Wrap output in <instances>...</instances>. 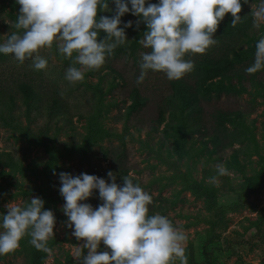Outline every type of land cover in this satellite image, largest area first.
Listing matches in <instances>:
<instances>
[{
    "label": "rangeland",
    "instance_id": "rangeland-1",
    "mask_svg": "<svg viewBox=\"0 0 264 264\" xmlns=\"http://www.w3.org/2000/svg\"><path fill=\"white\" fill-rule=\"evenodd\" d=\"M254 2L260 0L243 5L242 20L235 27L231 26V13L226 14L215 33L217 45L187 58L195 64L205 58H233L234 50L256 46L264 37V24L259 29L252 26ZM19 7L16 0H0V43L14 30L9 23L15 22ZM229 26L231 31L227 32ZM41 54L49 59V65L37 71L30 60L21 64L11 54L0 53V213L6 214L5 205L14 200L22 204L33 196L41 198L39 193L52 191L51 184L58 188L55 195H61V172L73 176L87 173L111 183L107 173L112 171L117 182L121 166L118 155L126 150L128 166L141 170L137 176L153 195L155 206H160L158 212L186 232V256L193 246V264H264V188L259 193L247 189L264 169V91L236 85L228 87L220 99L208 100L209 109L230 107L246 112V120L238 124L237 153L219 150L197 130L211 127L209 117L200 120L195 113L180 110L172 122L165 115L160 127L152 130L134 124L138 115L126 116L135 87L149 97L168 90V79L162 72H148L143 82L137 83L141 72L136 75L126 57H110L98 71H87L82 82L71 84L65 79L71 61L55 46ZM254 57L255 53L251 63ZM107 64L122 71L126 80L115 78ZM21 82L30 83L39 93L32 108L19 99ZM10 95L18 98L17 107H10ZM54 100L59 102L56 107L52 106ZM154 105L144 107V112H153ZM90 132L94 139L87 143ZM57 155L67 157L58 161L51 173L45 171L49 159ZM218 163L228 174L218 176L213 183L210 178L217 176ZM194 184L214 191L222 214L217 237L211 242L210 223L215 222V215L205 197L191 188ZM64 203L63 199L45 207L56 216L55 237L48 242L53 251L45 253V264H78L75 255L82 242L66 227ZM82 203L98 207L89 199ZM30 248L25 237L18 249L0 256V264H30ZM99 250L107 249L101 244ZM175 264H180L179 260Z\"/></svg>",
    "mask_w": 264,
    "mask_h": 264
},
{
    "label": "clouds",
    "instance_id": "clouds-1",
    "mask_svg": "<svg viewBox=\"0 0 264 264\" xmlns=\"http://www.w3.org/2000/svg\"><path fill=\"white\" fill-rule=\"evenodd\" d=\"M113 16L98 15L110 11L108 0H16L20 6L12 30L0 43V53L11 54L23 64L30 60L34 70H46L49 59L42 50L52 49L71 61L65 79L82 82L87 71H98L118 47L128 41L125 29L133 22L123 23L126 13L139 17L147 26L139 43L147 49L142 53V83L149 71L162 72L169 80H180L195 69L190 54H204L218 44L215 33L226 14L231 13V26L241 22L242 7L250 0H113ZM129 3L131 7H129ZM253 28L264 24V0L251 4ZM102 33L106 35H101ZM264 70V37L256 44L254 62L245 71L255 74ZM62 94V93H61ZM217 176L227 169L216 165ZM55 174V172H54ZM111 180L82 173L73 176L59 173V192L65 203L66 227L82 243L76 251L78 264H188L186 232L159 212L151 213L153 195L134 182L131 175L123 176V185L116 182V174L107 173ZM99 191L102 203L93 207L82 203ZM7 213H0V256L14 252L21 241L38 251L51 254L48 246L55 237L56 216L45 209V201L31 197L29 202L15 200L5 205ZM101 244L107 250L100 251ZM87 249V254L84 250Z\"/></svg>",
    "mask_w": 264,
    "mask_h": 264
},
{
    "label": "trees",
    "instance_id": "trees-1",
    "mask_svg": "<svg viewBox=\"0 0 264 264\" xmlns=\"http://www.w3.org/2000/svg\"><path fill=\"white\" fill-rule=\"evenodd\" d=\"M148 3H159V0H147ZM110 11L99 12L98 15L111 17L115 13V3L113 0H108ZM129 7H131L129 3ZM139 17L132 15L131 13H126L122 17L123 23L128 21L133 22V27L125 29L128 41L124 46L118 47L114 55V59L120 57H126L127 61L131 62V68L134 70L136 75L141 72L140 63L142 53L148 51L143 48L139 43V40L143 38V33L147 31V26L144 23H140L139 28L136 26V21ZM226 31H231V26L226 28ZM224 34V33H223ZM106 35L104 33L101 34ZM256 46H253L247 50L242 48L233 51V58L230 56H221L218 58H205L198 61L195 64V69L191 73L185 75L180 80H169L168 79V90L161 94H155L152 97L146 96L141 92L140 88L135 87L132 91L131 101L132 103L128 106L126 116L131 117L138 115L137 120L134 124L139 126L140 129L151 128L152 130H157L162 124L165 115L168 116L170 122L177 117L178 111L187 110L189 112L195 113L196 116L201 120L203 118H208L211 122L210 128H204L201 130L197 128L198 131L205 133L208 140L219 150H235L237 153L240 150L234 148L235 143H238L239 128L238 124L243 122L247 118V114L244 110L230 107H212L208 108V100L212 97L220 99L225 93L228 87L240 85L243 88L253 87L264 91V70L257 72L255 74H247L245 69L250 66L251 58L255 53ZM246 62L249 64H246ZM250 62V63H249ZM106 69L112 71L115 78H121L126 80L125 75L119 69L108 65ZM150 73H160L151 72ZM164 74V73H163ZM165 75V74H164ZM166 76V75H165ZM18 91L20 93V101L23 105L29 108L35 106L39 100V93L37 89L28 82H21L18 85ZM10 107H17L18 98L14 95H10L9 98ZM152 103L154 106V111L151 113L144 112V107ZM52 106H58L59 102L54 100ZM130 123V122H127ZM203 125V124H199ZM197 127H199L197 125ZM94 139V133L90 132L87 143ZM84 150V149H82ZM86 153V150H84ZM119 153V151H118ZM72 151L69 152V155ZM65 156V157H67ZM64 156L57 155L49 159L45 171L51 173L52 167ZM128 155L126 150L118 155V161L121 162V166L118 167L120 176L117 183L123 185V176L131 175L134 182H139L144 187V181L137 175L141 174V170L137 169L136 165L131 167L128 166ZM131 171L136 174L132 175ZM256 181V182H255ZM52 185V191L48 193L41 194V199L45 201V207L51 203H58L63 200L61 195L56 196L55 191L57 187ZM248 191L250 193H259L264 188V169L261 171L258 179L253 180L248 183ZM191 188L201 196H204L208 202V207L214 212L215 222H211L212 235L208 238V242L215 240L217 237V227L221 226L222 214L217 209L216 206V196L214 191L207 190L199 184H194ZM97 206H99L102 201L99 198V191L96 190L94 195L89 198ZM160 209V206L153 205L150 206V212L156 213ZM45 252L38 251L32 245L30 248V264H45ZM188 264L195 263V250L193 246H190L187 250Z\"/></svg>",
    "mask_w": 264,
    "mask_h": 264
}]
</instances>
